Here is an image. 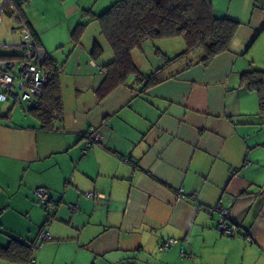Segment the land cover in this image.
Returning <instances> with one entry per match:
<instances>
[{"label":"crops","instance_id":"0c3cea01","mask_svg":"<svg viewBox=\"0 0 264 264\" xmlns=\"http://www.w3.org/2000/svg\"><path fill=\"white\" fill-rule=\"evenodd\" d=\"M116 1L18 6L61 67L63 111L43 127L28 106L0 107V248L12 239L31 246L32 264H264V110L240 84L243 72L264 70V57L247 55L264 48V0H210L216 17L240 23L229 50L207 64L199 52L168 57L152 71L156 83L132 76L100 95L113 53L92 18ZM3 15L0 41L18 39L9 10ZM36 187L57 205L37 206ZM216 206L230 233L218 229ZM44 226L52 239L37 249ZM169 238L177 242L158 253Z\"/></svg>","mask_w":264,"mask_h":264},{"label":"trees","instance_id":"16d2710c","mask_svg":"<svg viewBox=\"0 0 264 264\" xmlns=\"http://www.w3.org/2000/svg\"><path fill=\"white\" fill-rule=\"evenodd\" d=\"M92 20L98 22L100 34L113 53V59L104 66L105 78L98 90L100 95L126 83L132 76L144 86L158 81L155 72L141 73L133 60V51L141 49L146 40L181 37L185 49L172 60L199 52L197 61L207 64L216 55L229 50L240 25L234 19L216 17L210 0H117L104 12L94 15ZM85 27L86 22L77 24L74 39H78ZM102 51L100 44L94 41L91 55L98 57ZM165 60L169 61V58L165 57ZM45 64L51 68L52 77L42 87L38 105L28 107V113L43 127H53L63 111L59 81L61 67L53 65L47 54ZM240 84L257 92L260 111L264 110V70L243 72ZM32 249L12 239L7 247L0 248V256L5 254L7 258L26 263L31 258Z\"/></svg>","mask_w":264,"mask_h":264},{"label":"built area","instance_id":"2783aa9c","mask_svg":"<svg viewBox=\"0 0 264 264\" xmlns=\"http://www.w3.org/2000/svg\"><path fill=\"white\" fill-rule=\"evenodd\" d=\"M28 2L29 0H0V20L5 10H9L14 20L10 32L19 35L18 39L0 41V102L11 99L15 104L30 107L38 105L42 87L52 77V70L45 64L46 50L37 42L27 21L18 9V6L28 4ZM100 138L99 134H95L88 139L86 147ZM248 163L249 160L246 159L243 165L246 166ZM32 195L39 207L49 208L57 205V201L51 198L49 191L44 187H36ZM68 207L70 210L74 209L72 205ZM214 209L221 212L218 229L227 233L233 231L235 226L226 224L227 211L220 210L218 206ZM38 237L37 249L52 239L45 226L40 229ZM176 242L174 238L166 239L160 243V250L167 249ZM33 261L31 258L24 264H32Z\"/></svg>","mask_w":264,"mask_h":264},{"label":"rangeland","instance_id":"374dc122","mask_svg":"<svg viewBox=\"0 0 264 264\" xmlns=\"http://www.w3.org/2000/svg\"><path fill=\"white\" fill-rule=\"evenodd\" d=\"M3 15L0 21V34L6 29L7 18ZM184 48V42L181 37L160 39L157 41L146 40L141 49H135L132 53L133 59L136 62L138 68L144 73H151L155 67L161 66L165 63V56L174 58L176 53L180 52ZM160 51V52H159ZM253 54L257 59L264 57V48L251 49L247 55ZM191 56V55H190ZM188 58V57H187ZM194 57L190 58L193 59ZM13 101V100H12ZM12 101L0 102L1 109H7ZM18 111L27 110L26 105L20 104L17 106ZM167 250V249H164ZM159 249L158 253H163Z\"/></svg>","mask_w":264,"mask_h":264}]
</instances>
